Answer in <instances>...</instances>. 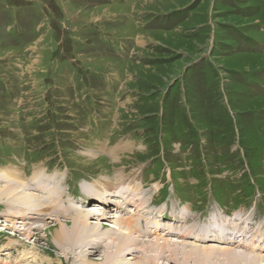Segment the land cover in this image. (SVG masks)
Returning <instances> with one entry per match:
<instances>
[{
	"label": "rangeland",
	"instance_id": "obj_1",
	"mask_svg": "<svg viewBox=\"0 0 264 264\" xmlns=\"http://www.w3.org/2000/svg\"><path fill=\"white\" fill-rule=\"evenodd\" d=\"M40 165L71 203L88 204L100 235L136 209L95 192L126 170L168 227L236 214L239 232L264 236V0H0V177L31 180ZM4 201L0 264H73L83 249L97 264L115 249L85 248L86 236L58 243L57 220L39 212L17 223ZM163 230L148 239H177ZM141 250L134 263L176 264ZM213 264L250 263L228 252Z\"/></svg>",
	"mask_w": 264,
	"mask_h": 264
},
{
	"label": "bare ground",
	"instance_id": "obj_2",
	"mask_svg": "<svg viewBox=\"0 0 264 264\" xmlns=\"http://www.w3.org/2000/svg\"><path fill=\"white\" fill-rule=\"evenodd\" d=\"M109 151L113 158L116 157L118 150L109 149ZM46 169L47 167H41L40 165L39 168H35V171L42 172ZM122 171L123 172L115 174V178L110 180V184L105 183V180L100 181L99 185L96 186H102L103 192L96 190L95 192L100 195V198H102L101 200L107 202L113 200L110 195H119L122 200H120V204L123 202L125 204H121L120 212L126 211L130 203H134L136 209L135 211L128 210L130 213H128L126 217H124V215L112 216L116 219L114 218L115 221H113V225L109 226L114 229H106L103 235H100L102 231H97L100 227L99 223L95 226V228L90 224L92 219L89 218L91 216L92 209H87L88 204H83L81 207H77L74 203H71V200L64 191L63 183L59 179L51 177L47 171H45L46 173L42 175H35L31 180H25L23 176H19L17 174L13 176V173L3 172L2 174H5L4 178L6 183L0 184V198H5L7 201L1 202L6 204L3 210L4 212L1 214H3V216H7L14 211L13 213H15L16 216H22L17 218L19 219L17 220V223H19L21 222L20 219L23 217H28V215L32 216L30 213L38 215L39 212H42V219L46 220L47 218H53L58 221V224L54 226L56 227V236L54 237V240L58 243L60 242L61 244L64 242H70L71 238L74 236H79L81 239L86 236L88 244L85 248L89 249L90 246L88 245H92L95 249L97 245L99 247L103 246V248L106 249L110 247L111 244H113L115 249H110L109 252L105 251V253H102V256L105 258V262L103 261L104 263L97 264H137L134 263L133 260L136 258V252H142V250L139 251V248L145 249V252L156 251L153 255L156 259H160L163 255L168 253L167 258H174L176 264H187L188 261H197L203 257L207 258L205 261L206 263L211 262V264H213L214 261H217L218 263H224L228 259V252L238 253L239 257L243 261H246L250 264H256L258 262L264 263V252L262 253L263 255H260V253L264 251V236H257L258 239L250 240L246 237L242 229H240L241 232H239L238 226L240 225V217H236V214L230 220L209 219V223L192 224L191 227H185L184 224L191 223V220H194L193 217L186 216L182 220H179L177 217H175V222L173 221L175 224H178L188 218L191 219L185 221L181 225L168 227L166 226V222H164V219L167 217L165 216L164 218L163 209L159 210V208H153L150 204L147 205L148 201L139 197L140 191L144 187V184L142 185L137 183V177L135 176L132 178L134 174H127L128 172H126V170ZM20 174L22 175L21 171ZM1 178L3 177H0V179ZM118 184L121 185L117 187ZM123 186H127V188H123ZM90 190V188L85 187L84 193L91 195L96 200L97 196L90 193ZM88 201L91 202L89 199L85 201V203H88ZM99 202L101 204V201ZM17 206H19V209L16 208ZM146 207L150 209L147 210ZM104 213L107 214L108 212L103 210L101 214L105 216ZM139 214H141L140 217ZM136 216L138 217L136 218ZM62 218H65V220ZM148 219H150V221ZM70 222H73L72 226H69ZM134 222L140 223V226L142 227L136 228L140 231V234H145V236H138L139 233L136 234L139 231L136 230ZM162 222H164V224ZM44 228H46L45 231L51 229L50 227ZM166 228L170 230L173 228L174 230H169L167 235L173 236L175 234L177 235V239L172 240V242H170L169 239H165L167 241L164 242H161V240L158 238L153 240L148 239L150 235L159 234L163 229ZM114 233L115 235L112 237ZM259 234L260 233H258V235ZM210 239L217 240L215 243L219 245L215 243L212 245H204V243L201 242ZM254 241H258V243H254ZM139 242H143V245L138 246L135 244ZM208 243L211 242L209 241ZM237 249L240 250L237 251ZM127 250L128 253L125 257V252ZM169 250L171 251L169 252ZM217 250L232 251H226L221 257L220 252ZM79 255L86 258V251L84 249L82 252L79 251ZM79 255L72 259L73 264H93L91 261H89L90 258H86L84 261L81 260ZM178 256H183L186 260L180 263ZM149 258L150 257L148 256L144 257V259H141V263L139 264H152L153 260H150ZM37 260L41 263L47 261V259L45 260L44 258L36 257L35 261ZM158 264L164 263L159 260Z\"/></svg>",
	"mask_w": 264,
	"mask_h": 264
}]
</instances>
